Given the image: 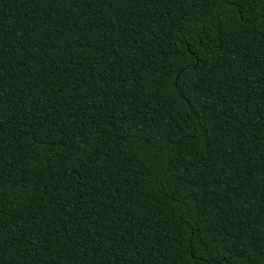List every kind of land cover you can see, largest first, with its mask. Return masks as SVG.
Returning <instances> with one entry per match:
<instances>
[{"label":"trees","instance_id":"1","mask_svg":"<svg viewBox=\"0 0 264 264\" xmlns=\"http://www.w3.org/2000/svg\"><path fill=\"white\" fill-rule=\"evenodd\" d=\"M0 264H264V0H0Z\"/></svg>","mask_w":264,"mask_h":264}]
</instances>
